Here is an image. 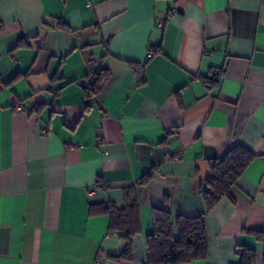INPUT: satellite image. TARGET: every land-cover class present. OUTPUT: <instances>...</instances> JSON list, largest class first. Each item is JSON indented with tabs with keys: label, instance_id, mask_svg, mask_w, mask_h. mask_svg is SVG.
Wrapping results in <instances>:
<instances>
[{
	"label": "crops",
	"instance_id": "obj_1",
	"mask_svg": "<svg viewBox=\"0 0 264 264\" xmlns=\"http://www.w3.org/2000/svg\"><path fill=\"white\" fill-rule=\"evenodd\" d=\"M0 86V264H145L155 209L204 214L236 145L255 159L207 214L208 257L180 264H264V0H0ZM134 194L117 262L110 209Z\"/></svg>",
	"mask_w": 264,
	"mask_h": 264
},
{
	"label": "trees",
	"instance_id": "obj_2",
	"mask_svg": "<svg viewBox=\"0 0 264 264\" xmlns=\"http://www.w3.org/2000/svg\"><path fill=\"white\" fill-rule=\"evenodd\" d=\"M59 27L69 31L63 21ZM109 74L102 70L87 84L88 95L97 94ZM255 159L254 153L243 145L232 147L226 154L211 161V173L205 181L202 194L206 211L200 216H173L166 209H155L154 231L147 237L148 256L145 264H180L206 259L210 252L209 236L206 228L207 214L225 198L240 176ZM151 175L143 179L147 183ZM125 207L110 209V231L117 232L125 242L123 251L111 258L117 262L133 259V240L141 231L139 202L136 195L126 198ZM177 231V232H176ZM241 264H255L256 252L250 247L238 251Z\"/></svg>",
	"mask_w": 264,
	"mask_h": 264
},
{
	"label": "built area",
	"instance_id": "obj_3",
	"mask_svg": "<svg viewBox=\"0 0 264 264\" xmlns=\"http://www.w3.org/2000/svg\"><path fill=\"white\" fill-rule=\"evenodd\" d=\"M169 16L168 13L165 14V17L167 18ZM149 57H152L153 56V51H150ZM132 70L134 72V75H135V78L138 82L141 81V74H140V71H141V66L140 65H133L132 67ZM2 90V87L0 86V91Z\"/></svg>",
	"mask_w": 264,
	"mask_h": 264
}]
</instances>
